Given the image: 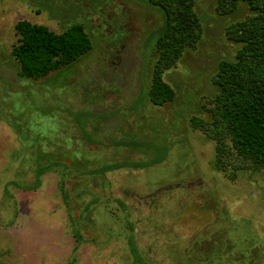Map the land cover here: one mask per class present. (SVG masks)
Returning <instances> with one entry per match:
<instances>
[{
    "label": "rangeland",
    "instance_id": "obj_1",
    "mask_svg": "<svg viewBox=\"0 0 264 264\" xmlns=\"http://www.w3.org/2000/svg\"><path fill=\"white\" fill-rule=\"evenodd\" d=\"M216 3L194 0L200 40L163 71L175 96L158 106L148 91L160 9L0 0V264H132L129 228L149 264L197 253L214 255L202 264H264V170L217 168L215 141L191 122L209 118L218 62L235 55L223 27L245 17L217 14ZM22 19L55 32L82 23L92 48L22 77L11 55Z\"/></svg>",
    "mask_w": 264,
    "mask_h": 264
},
{
    "label": "trees",
    "instance_id": "obj_2",
    "mask_svg": "<svg viewBox=\"0 0 264 264\" xmlns=\"http://www.w3.org/2000/svg\"><path fill=\"white\" fill-rule=\"evenodd\" d=\"M146 1L160 9L163 16L162 28L153 43L155 60L148 91L149 101L160 106L171 102L175 96L163 79V71L175 65L185 49L196 46L201 37V24L205 22L195 12L194 0ZM235 11H244L245 17L229 19L230 23L223 27L226 42L235 46V55L218 62L215 73L218 93L212 108L207 110L209 118L194 116L191 122L215 141L217 168L264 170V0H217V14ZM14 30L17 40L12 45L11 55L19 65L18 74L26 78H44L73 64L92 48L82 23L55 32L43 24L22 19L14 24ZM112 167L104 168L107 171ZM48 169L49 165L35 169L36 179ZM60 189L64 192L62 183ZM129 230L128 245L134 255L132 264H149L137 253L134 229ZM195 255L190 258L185 254L182 264H202L214 256ZM231 261V257L216 256L211 258L210 264Z\"/></svg>",
    "mask_w": 264,
    "mask_h": 264
}]
</instances>
